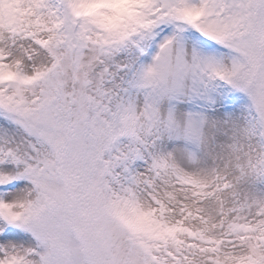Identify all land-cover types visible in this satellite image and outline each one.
I'll return each instance as SVG.
<instances>
[{"label": "snow or ice", "instance_id": "snow-or-ice-1", "mask_svg": "<svg viewBox=\"0 0 264 264\" xmlns=\"http://www.w3.org/2000/svg\"><path fill=\"white\" fill-rule=\"evenodd\" d=\"M0 264H264V0H0Z\"/></svg>", "mask_w": 264, "mask_h": 264}]
</instances>
